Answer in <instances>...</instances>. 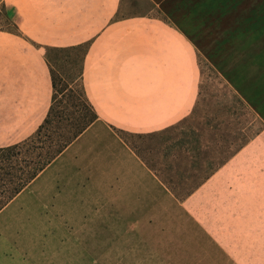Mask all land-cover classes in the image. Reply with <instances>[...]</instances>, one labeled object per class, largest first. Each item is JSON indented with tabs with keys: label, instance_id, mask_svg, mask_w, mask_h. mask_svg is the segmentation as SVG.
<instances>
[{
	"label": "rangeland",
	"instance_id": "1",
	"mask_svg": "<svg viewBox=\"0 0 264 264\" xmlns=\"http://www.w3.org/2000/svg\"><path fill=\"white\" fill-rule=\"evenodd\" d=\"M1 1L0 31L20 35ZM163 10L197 47L193 113L161 132L81 137L0 211V264H264V0ZM85 50L50 53L58 88ZM64 94L82 109L80 84Z\"/></svg>",
	"mask_w": 264,
	"mask_h": 264
},
{
	"label": "crops",
	"instance_id": "2",
	"mask_svg": "<svg viewBox=\"0 0 264 264\" xmlns=\"http://www.w3.org/2000/svg\"><path fill=\"white\" fill-rule=\"evenodd\" d=\"M145 1L150 10L135 12L126 0L1 1L20 35L0 31V148L28 139L49 113L46 47L88 45L83 85L99 117L61 158L103 124L151 134L193 113L201 80L197 47L173 12L163 10L170 0Z\"/></svg>",
	"mask_w": 264,
	"mask_h": 264
},
{
	"label": "trees",
	"instance_id": "3",
	"mask_svg": "<svg viewBox=\"0 0 264 264\" xmlns=\"http://www.w3.org/2000/svg\"><path fill=\"white\" fill-rule=\"evenodd\" d=\"M83 46L87 50L88 45L83 44L69 48L46 47L45 60L50 68L53 87L51 107L45 120L31 137L20 143L0 148V211L99 119L86 96L83 85L84 59L87 51L85 50L80 61L78 74L73 75L71 80L63 82L61 88H58L59 82L54 77L49 59L51 52L76 51ZM76 64L77 60L73 65ZM75 83L80 84L82 88L85 101L82 109H73L72 107H78L76 100L71 95L65 97L64 94ZM64 103L71 107L66 108ZM191 193L192 191L183 193L181 198Z\"/></svg>",
	"mask_w": 264,
	"mask_h": 264
}]
</instances>
